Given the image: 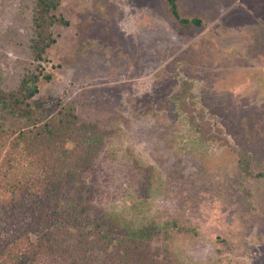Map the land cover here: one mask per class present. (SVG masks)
Returning <instances> with one entry per match:
<instances>
[{"label":"rangeland","instance_id":"1","mask_svg":"<svg viewBox=\"0 0 264 264\" xmlns=\"http://www.w3.org/2000/svg\"><path fill=\"white\" fill-rule=\"evenodd\" d=\"M35 1L0 0L7 86L38 64ZM178 5L200 22L166 0H61L35 99L102 130L85 180L120 218L161 226L155 264H264V0Z\"/></svg>","mask_w":264,"mask_h":264},{"label":"trees","instance_id":"2","mask_svg":"<svg viewBox=\"0 0 264 264\" xmlns=\"http://www.w3.org/2000/svg\"><path fill=\"white\" fill-rule=\"evenodd\" d=\"M60 1H35L30 49L38 64L13 86L0 78V264H155L146 249L161 226L120 218L85 180L102 130L72 102L48 110L35 99L52 26L68 23L56 13ZM166 1L182 22H200Z\"/></svg>","mask_w":264,"mask_h":264}]
</instances>
